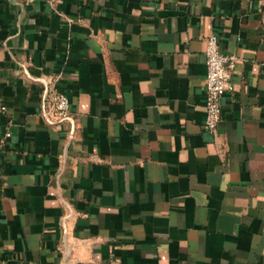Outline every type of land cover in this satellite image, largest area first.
<instances>
[{
    "label": "crops",
    "instance_id": "obj_1",
    "mask_svg": "<svg viewBox=\"0 0 264 264\" xmlns=\"http://www.w3.org/2000/svg\"><path fill=\"white\" fill-rule=\"evenodd\" d=\"M0 264H264V0H0Z\"/></svg>",
    "mask_w": 264,
    "mask_h": 264
},
{
    "label": "built area",
    "instance_id": "obj_2",
    "mask_svg": "<svg viewBox=\"0 0 264 264\" xmlns=\"http://www.w3.org/2000/svg\"><path fill=\"white\" fill-rule=\"evenodd\" d=\"M204 56L206 65L204 126L210 133H215L221 119V97L225 91L232 90L231 77L235 57L221 50L219 38L214 34L206 39ZM58 78L59 76H55L47 85L45 84L43 96L47 105L44 116L54 124L68 122L70 125L68 139H72L75 121L67 96L55 88ZM8 135L9 133H6V136Z\"/></svg>",
    "mask_w": 264,
    "mask_h": 264
},
{
    "label": "water",
    "instance_id": "obj_3",
    "mask_svg": "<svg viewBox=\"0 0 264 264\" xmlns=\"http://www.w3.org/2000/svg\"><path fill=\"white\" fill-rule=\"evenodd\" d=\"M69 140H70V138H69Z\"/></svg>",
    "mask_w": 264,
    "mask_h": 264
}]
</instances>
